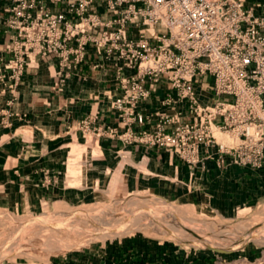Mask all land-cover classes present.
Here are the masks:
<instances>
[{
  "label": "built area",
  "instance_id": "1",
  "mask_svg": "<svg viewBox=\"0 0 264 264\" xmlns=\"http://www.w3.org/2000/svg\"><path fill=\"white\" fill-rule=\"evenodd\" d=\"M0 16L11 31L0 46L7 104L37 58L56 60L61 82L90 60L93 70L111 72L116 94L112 122L92 128L91 115L81 122L85 130L169 151L195 167L225 156L251 170L264 167L259 1L0 0ZM160 82L166 93L147 127L142 106Z\"/></svg>",
  "mask_w": 264,
  "mask_h": 264
},
{
  "label": "crops",
  "instance_id": "2",
  "mask_svg": "<svg viewBox=\"0 0 264 264\" xmlns=\"http://www.w3.org/2000/svg\"><path fill=\"white\" fill-rule=\"evenodd\" d=\"M255 1L264 9V0H247L248 4ZM10 39L11 31L0 16V46ZM59 75L56 60L37 58L24 71L11 103L7 104L10 93L0 85L2 206L22 210L26 206L36 209L47 201L86 203L92 199L91 185H103L105 178L114 175L117 179L128 176L131 187L145 178L153 180L156 190L170 199L194 205L212 202L225 214L264 198V167L251 170L238 166L229 156L195 167L169 151L128 145L85 130L81 122L91 115L97 117L92 128L112 122L110 100L116 89L111 72L93 70L87 60L64 82ZM165 93L160 82L143 104L142 110L149 117L147 127L155 123L150 115L157 106L156 98ZM79 149L87 157L82 160L81 184L65 185L73 181L70 175L64 176L67 157ZM93 151L100 153L92 155ZM143 264L154 263L147 260Z\"/></svg>",
  "mask_w": 264,
  "mask_h": 264
},
{
  "label": "rangeland",
  "instance_id": "3",
  "mask_svg": "<svg viewBox=\"0 0 264 264\" xmlns=\"http://www.w3.org/2000/svg\"><path fill=\"white\" fill-rule=\"evenodd\" d=\"M85 156L70 151L65 185L81 184ZM128 180L91 185L86 203L0 204V264H264V198L225 214L212 202L170 199L153 180ZM113 217L123 221L119 230L102 237L98 222Z\"/></svg>",
  "mask_w": 264,
  "mask_h": 264
},
{
  "label": "bare ground",
  "instance_id": "4",
  "mask_svg": "<svg viewBox=\"0 0 264 264\" xmlns=\"http://www.w3.org/2000/svg\"><path fill=\"white\" fill-rule=\"evenodd\" d=\"M111 214H112V212H111ZM126 215H128V214H126ZM122 222L123 221H121L120 218H116V219L114 218V220L113 219H110V220L103 219L100 222H98L97 225L99 228L98 229L95 228V230H97V233H99V232L102 233V235H103L102 237H107L108 235L110 237L111 234L116 233L119 230V227L122 224Z\"/></svg>",
  "mask_w": 264,
  "mask_h": 264
}]
</instances>
